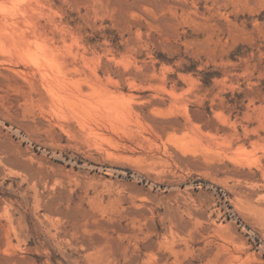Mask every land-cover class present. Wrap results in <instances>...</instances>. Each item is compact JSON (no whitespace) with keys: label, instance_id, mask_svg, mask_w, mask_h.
Here are the masks:
<instances>
[{"label":"rangeland","instance_id":"obj_1","mask_svg":"<svg viewBox=\"0 0 264 264\" xmlns=\"http://www.w3.org/2000/svg\"><path fill=\"white\" fill-rule=\"evenodd\" d=\"M0 264H264V0H0Z\"/></svg>","mask_w":264,"mask_h":264},{"label":"bare ground","instance_id":"obj_2","mask_svg":"<svg viewBox=\"0 0 264 264\" xmlns=\"http://www.w3.org/2000/svg\"><path fill=\"white\" fill-rule=\"evenodd\" d=\"M52 65H54V63L52 62ZM244 151V150H243ZM239 152V151H238Z\"/></svg>","mask_w":264,"mask_h":264}]
</instances>
